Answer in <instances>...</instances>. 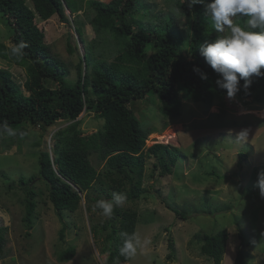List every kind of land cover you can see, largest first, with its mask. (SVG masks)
I'll list each match as a JSON object with an SVG mask.
<instances>
[{"label":"trees","instance_id":"trees-1","mask_svg":"<svg viewBox=\"0 0 264 264\" xmlns=\"http://www.w3.org/2000/svg\"><path fill=\"white\" fill-rule=\"evenodd\" d=\"M31 1L32 8L26 0H0L2 15L13 31L11 46L0 43V57L23 68L26 74L21 84L11 70L0 67V122L7 120L16 133L24 123L44 132L64 123L66 126L52 134L51 149L41 150L39 176L19 178L18 184L25 191L22 220L27 229L33 228L38 205V191L33 184L36 177L47 184L49 200L63 220L67 212L74 213L80 208L83 199L90 212L91 203L100 199L93 197L91 190L95 184L104 186L105 179L112 182V191L106 193L104 199H111L113 193H123L126 203L145 197L149 191L145 187L146 166L151 158L155 161L148 176L152 177L157 170L162 177L174 174L183 157L179 146L161 142L147 145L149 136L156 131L141 125L130 106L135 101L148 99L149 95L156 97L162 114L177 118L183 99L201 102L210 108L216 100L223 101L226 97V92L216 84L217 73L200 55L199 46L217 37L201 5L190 10L184 0H176L177 16L171 11L154 12L145 1L87 0L84 10L93 11L89 20L93 35L87 41L84 27H75L85 52L74 65L77 78L71 83L69 65L54 55L44 42L45 33L37 18L48 20L56 15L61 21H69L66 10L74 15L80 9L68 0ZM146 14L150 17L145 18ZM244 21L242 17L234 20L242 26ZM179 24L186 28L187 37ZM20 41H26L29 47L17 59L11 55V48ZM195 67L206 73L208 79H201L193 70ZM235 97L264 104V76H254L250 88L241 87ZM82 113L95 114L103 120L102 126L83 135ZM94 153L104 162L101 171L91 161ZM240 156L243 158L244 154ZM167 206L187 219L188 212L178 211L168 203ZM138 221V210L123 206L116 208L112 219H106L100 228L96 223V237L99 240L104 237L100 251L108 254L107 264L131 260L119 255L120 233H136ZM236 224L239 226L238 221ZM65 229L63 226L60 230V239ZM6 230V226H0V258L6 244ZM196 237L202 243L201 253L210 257L212 264H221L229 239L227 227L202 235L196 233ZM240 237L243 238L242 231ZM241 245L234 264H250L247 245L244 241ZM168 248L167 257L173 259L177 248L172 238ZM75 253L76 248L69 246L59 258L67 261Z\"/></svg>","mask_w":264,"mask_h":264},{"label":"rangeland","instance_id":"rangeland-1","mask_svg":"<svg viewBox=\"0 0 264 264\" xmlns=\"http://www.w3.org/2000/svg\"><path fill=\"white\" fill-rule=\"evenodd\" d=\"M139 1L147 2L154 12L171 11L179 16L176 0ZM68 2L80 9L74 15L66 10L69 21H61L54 15L48 20L37 18V22L51 52L69 65L68 79L73 83L77 78L74 65L85 52L75 27L82 25L89 41L93 35L89 24L93 11L84 10L87 0ZM26 3L33 7L31 0ZM143 16L149 18L150 14ZM180 27L187 37L186 28ZM12 32L0 10V43L11 46ZM0 67L11 70L18 83L25 81L23 68L2 57ZM150 96L130 105L141 125L156 131L149 136L147 145L173 144L179 146L183 157L174 174L163 177L158 175L159 170L148 176L155 159L147 160L145 187L149 191L142 199L125 203L124 207L138 210L136 233L148 243L123 264H212V259L201 253L202 243L196 233L202 235L226 227L229 239L221 264H234L238 249L243 247L242 241L250 254L248 262L264 264V197L258 185V174L264 171V104L250 98L225 97L207 108L204 103L183 99L180 116L170 118L162 114L157 98ZM80 118L83 135L97 131L103 124L93 113H82ZM64 126L66 123L44 132L24 123L14 136L0 135V226L7 227L0 264H107L108 254L100 251L104 237L100 240L96 237L98 226L106 218L98 210L88 212L84 199L76 212H67L60 220L49 200L47 184L36 177L33 184L38 191V205L33 228L27 229L22 220L25 191L18 184L19 178L39 176L40 152L43 148L51 149L52 134ZM241 130L248 131L246 142L237 139ZM240 154H244L243 158ZM91 161L99 171L103 170L104 162L96 153ZM105 182L104 186L95 184L90 194L104 199L112 191V182L107 179ZM10 184L13 186L9 187ZM167 203L178 211L188 212L187 219L179 217ZM63 226L66 229L60 239ZM170 238L177 248L173 259L167 257ZM69 246L76 248L75 255L67 261L61 260L59 254Z\"/></svg>","mask_w":264,"mask_h":264},{"label":"clouds","instance_id":"clouds-1","mask_svg":"<svg viewBox=\"0 0 264 264\" xmlns=\"http://www.w3.org/2000/svg\"><path fill=\"white\" fill-rule=\"evenodd\" d=\"M184 3L190 10L201 5L204 15L211 19L215 32L222 34L203 42L199 51L207 65L217 73L216 84L226 92L229 100L241 91V87L248 90L254 76H264V0H184ZM237 17L245 18L243 26L234 22ZM27 47L26 41H20L11 48V55L19 59ZM193 70L201 79H208L199 67ZM4 133L16 135L7 120L0 122V134ZM247 136V130L237 133V139L241 142H246ZM258 185L260 195L264 197V171L258 174ZM125 203L126 196L123 193H113L111 199L96 200L92 211L99 210L102 217L112 219L114 210ZM120 237L122 246L119 255L126 259L135 257L138 250L148 243L135 232L124 231ZM116 264H119L118 260Z\"/></svg>","mask_w":264,"mask_h":264}]
</instances>
